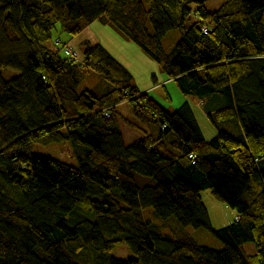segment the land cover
<instances>
[{"label": "trees", "instance_id": "16d2710c", "mask_svg": "<svg viewBox=\"0 0 264 264\" xmlns=\"http://www.w3.org/2000/svg\"><path fill=\"white\" fill-rule=\"evenodd\" d=\"M207 1L0 0V264H264V0ZM102 18L200 100L213 137L187 101L170 110L130 84L99 42H84L78 62L52 41L57 24L76 36ZM3 38L23 52L4 53ZM120 119L142 137L125 144ZM68 147L76 165L61 160ZM206 189L235 209L226 226L212 228ZM122 242L131 257L112 254Z\"/></svg>", "mask_w": 264, "mask_h": 264}, {"label": "rangeland", "instance_id": "374dc122", "mask_svg": "<svg viewBox=\"0 0 264 264\" xmlns=\"http://www.w3.org/2000/svg\"><path fill=\"white\" fill-rule=\"evenodd\" d=\"M224 0H208L205 6L209 10L216 9ZM192 8H195L194 4H191ZM90 29L97 38L99 42L117 61H119L124 67L130 72L131 80L130 84L136 86L139 90L144 91L145 89L153 88L157 83H159L165 74L161 71L158 62L151 57L143 48H141L134 40L130 39L122 31H120L114 24L110 23L107 18L96 19L89 24ZM81 33V32H80ZM79 33V34H80ZM180 31L178 29H173L169 31L162 38V45L166 51H170L178 39L180 38ZM52 41L56 39L60 40V43L68 42L72 39H81V35L72 36L61 29L57 24L51 29ZM2 51L22 53L23 49L15 46L8 39H2ZM68 44V43H67ZM73 48H77L80 51L84 49L83 42L79 46H74L68 44ZM81 48V49H80ZM90 73L85 80L87 86H91L93 83L99 80L97 73L91 68H87ZM17 74L16 70L8 69L3 71V75L6 78L13 77ZM168 91L170 98L166 97ZM152 95L157 101L169 106L172 110L181 104V100L178 95L183 96L179 91L177 85L172 81L166 87H161L155 90ZM119 111L126 117H130V108L128 104H120L118 106ZM203 125V124H202ZM121 130L123 131V140L125 144H129L132 141V129L120 121ZM212 130L214 127L211 125ZM206 136L210 134L206 131ZM61 160L64 162L76 165V160L73 157V151L71 148H64L60 154ZM203 202L208 210V214L211 221V226L213 229H219L226 226L232 222L236 217L235 209L228 206L225 202L216 199L209 189L203 190L201 192ZM144 216L154 225H156L162 233L175 236L173 228L164 225L159 218H157L153 213L152 209H147L144 211ZM174 227L176 223L173 221L171 223ZM186 232L192 236L198 243L220 249L222 247L221 243L217 238H215L212 233L206 228H193L186 227ZM252 245L247 244V249L251 251ZM112 254L118 258H127L132 256V252L125 242H122L112 251Z\"/></svg>", "mask_w": 264, "mask_h": 264}, {"label": "crops", "instance_id": "0c3cea01", "mask_svg": "<svg viewBox=\"0 0 264 264\" xmlns=\"http://www.w3.org/2000/svg\"><path fill=\"white\" fill-rule=\"evenodd\" d=\"M77 35H81L82 38L81 39H72V40H69L67 43L68 44H72L74 46H79L80 43H82V42L84 43V42L87 41V42H90V43H96L98 41L97 38L95 37V35H93L89 25L86 26L81 31V33L77 34ZM171 82H172V80H169L166 77H163L162 80L159 83H157L153 88L145 89L144 91H148L152 95V93L155 90H157L158 88H161V87H166L167 88V85L169 83H171ZM166 93H167V95L170 98V95H169L168 91H166ZM178 97L180 98L181 103H183L184 101H187L190 104V106H191V108H192V110L194 112V115H195V117H196V119H197V121H198V123H199V125H200V127L202 129V131H203V134H204L205 138L206 139H210L211 137H213L215 135V133H216V130H215V128H214V130H212V128H211L212 124L209 121L206 113L202 109L200 100H198L196 98H193V97L185 96V95H183V96L178 95ZM121 104H127V103L123 102ZM161 104L164 107L169 109L168 105H165L163 103H161ZM120 121H121V119L119 120V125H120ZM120 129H121V126H120ZM206 131L210 134V136H208V137L206 136V134H205ZM121 132H122V135H123V131L122 130H121ZM132 133H133L132 134V141H130L129 143H131V142H133L135 140H138V139H140L142 137L141 133L139 131L135 130V129H132Z\"/></svg>", "mask_w": 264, "mask_h": 264}, {"label": "built area", "instance_id": "2783aa9c", "mask_svg": "<svg viewBox=\"0 0 264 264\" xmlns=\"http://www.w3.org/2000/svg\"><path fill=\"white\" fill-rule=\"evenodd\" d=\"M203 29L206 30L205 27H203ZM56 41H58V39ZM64 53L72 60H76L78 62H82L84 60V57L81 56L80 51L68 44L64 46Z\"/></svg>", "mask_w": 264, "mask_h": 264}]
</instances>
